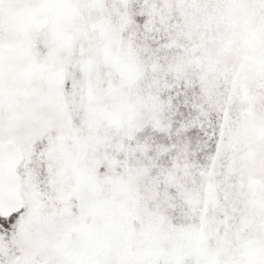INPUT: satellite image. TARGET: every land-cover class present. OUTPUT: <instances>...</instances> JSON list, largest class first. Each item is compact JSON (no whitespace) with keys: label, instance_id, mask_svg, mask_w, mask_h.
<instances>
[{"label":"snow or ice","instance_id":"1","mask_svg":"<svg viewBox=\"0 0 264 264\" xmlns=\"http://www.w3.org/2000/svg\"><path fill=\"white\" fill-rule=\"evenodd\" d=\"M0 264H264V0H0Z\"/></svg>","mask_w":264,"mask_h":264}]
</instances>
